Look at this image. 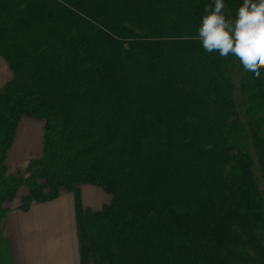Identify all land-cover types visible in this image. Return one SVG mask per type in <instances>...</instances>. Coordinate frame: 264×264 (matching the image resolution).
Returning a JSON list of instances; mask_svg holds the SVG:
<instances>
[{"label":"trees","instance_id":"1","mask_svg":"<svg viewBox=\"0 0 264 264\" xmlns=\"http://www.w3.org/2000/svg\"><path fill=\"white\" fill-rule=\"evenodd\" d=\"M212 3L0 0V232L25 185L22 211L71 194L78 264H264V69L203 50ZM22 116L42 154L8 173ZM85 185L110 201L84 207Z\"/></svg>","mask_w":264,"mask_h":264},{"label":"clouds","instance_id":"2","mask_svg":"<svg viewBox=\"0 0 264 264\" xmlns=\"http://www.w3.org/2000/svg\"><path fill=\"white\" fill-rule=\"evenodd\" d=\"M223 0L205 7L196 32L203 50L231 54L242 76L259 77L264 69V0H242L233 19L222 12Z\"/></svg>","mask_w":264,"mask_h":264},{"label":"rangeland","instance_id":"3","mask_svg":"<svg viewBox=\"0 0 264 264\" xmlns=\"http://www.w3.org/2000/svg\"><path fill=\"white\" fill-rule=\"evenodd\" d=\"M0 63L3 65L5 69L0 68V88L11 78V71L8 68L7 64L3 59L0 58ZM21 121V122H20ZM17 125L18 131L16 129L17 134L15 133L13 144L7 151V159L5 160L6 170L8 173H15L17 171H24L28 161L31 158H38L42 154V140H43V129L44 122L42 119H36L31 117L22 116ZM24 121H29L33 123L26 128H23ZM256 165V163H255ZM259 168L256 165L254 168L255 175L258 177L259 184L262 185V181H260L259 176ZM89 187H93L94 192L90 194L87 191L86 195L81 197V202L84 207H89L92 210H100L103 207V204H106L110 201V195L106 193L99 187L92 185H85ZM83 186V187H85ZM27 188L25 185H21L18 189L16 196L8 203L9 210L7 211L6 218H3L1 221V232H0V264H11L10 251L8 248V244L6 242L7 237L3 236V234H7V230L4 231L5 224L7 222L8 215L18 211L17 206L21 202V197L26 195ZM66 192H62L58 199L65 196ZM60 202H63L65 206L70 207V201L66 199V197L61 198ZM38 204V203H36ZM33 205V204H32ZM72 206V218L71 220L68 217L65 219L63 216L59 219L54 220V224L48 227H54L56 230L50 231L47 233H43V235H47L50 238H57L60 235L63 237V241H65V245L67 246V250L73 253L74 245H73V237L75 239V246L77 249L76 243V231H75V222H74V203L73 199H71ZM35 207V204L32 206ZM71 208V207H70ZM61 214H64V211H61ZM33 213L31 214V216ZM10 216L9 219H11ZM53 221V220H52ZM46 232V229L44 230ZM41 247L40 243L36 241L35 247L32 249L33 258H35L38 249ZM14 250L18 257H21V248L19 245L14 247ZM14 260V259H13ZM67 262L71 264L70 258L67 254ZM45 259L42 261L39 260L38 264H45Z\"/></svg>","mask_w":264,"mask_h":264},{"label":"crops","instance_id":"4","mask_svg":"<svg viewBox=\"0 0 264 264\" xmlns=\"http://www.w3.org/2000/svg\"><path fill=\"white\" fill-rule=\"evenodd\" d=\"M0 68L5 69L1 63ZM30 125H33V123L24 121L23 128ZM7 157L8 155H6V159ZM94 190L93 187H82L80 196L86 195L87 191L93 194ZM59 196L54 200L35 204L34 208L32 207L33 204L27 211L18 210L8 215L4 228V231L7 230L8 233L3 234V236L7 237L6 242L10 251L11 264H38L40 259L42 261L45 259V264H68L67 254L71 264H78V252L74 237L72 239L74 249L71 255L61 235L57 238L43 235V233L56 230L54 227H48L54 224L55 219H60L62 216L65 219L68 217L71 220L72 218L71 194L66 192V195L63 196L70 201L71 208L69 206L67 208L63 202H60L63 197L58 199ZM61 211H64V214H61ZM10 216H12L11 219H9ZM45 229L46 232H44ZM36 241L40 243L41 247L38 249L35 258H33L32 249L35 247ZM16 245L21 248L20 258L14 250Z\"/></svg>","mask_w":264,"mask_h":264}]
</instances>
